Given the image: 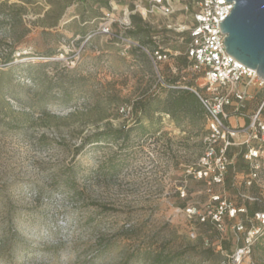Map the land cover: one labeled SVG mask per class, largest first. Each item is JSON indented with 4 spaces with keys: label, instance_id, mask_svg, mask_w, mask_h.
Listing matches in <instances>:
<instances>
[{
    "label": "rangeland",
    "instance_id": "1",
    "mask_svg": "<svg viewBox=\"0 0 264 264\" xmlns=\"http://www.w3.org/2000/svg\"><path fill=\"white\" fill-rule=\"evenodd\" d=\"M136 1L0 0V264H157L156 257H172L171 264H229L258 226L264 163L249 184L246 146L230 151L221 185L209 190L189 173L203 153L206 120L172 104L158 111L166 94L141 45L153 49L146 44L153 33L160 45L180 49L161 64V74L179 76L182 88L196 87L179 40L188 33L166 28L171 18L158 13L142 17ZM126 11L129 28L120 23ZM183 17L179 11L174 21ZM111 20V33L100 32ZM172 65L181 68L175 73ZM251 90L255 99L246 116L236 118L240 125L249 124L264 101V81ZM154 95L160 99L146 119L137 102ZM139 117L145 129L136 127L118 154L124 159L119 174L102 166L122 140L79 149L87 136L135 126ZM70 173L72 185L66 183ZM213 195L247 212L225 215L223 230L210 218L200 223L188 215L189 205L199 212L215 207ZM260 254L251 248L241 264H264Z\"/></svg>",
    "mask_w": 264,
    "mask_h": 264
},
{
    "label": "built area",
    "instance_id": "2",
    "mask_svg": "<svg viewBox=\"0 0 264 264\" xmlns=\"http://www.w3.org/2000/svg\"><path fill=\"white\" fill-rule=\"evenodd\" d=\"M181 1L138 0L135 2V11H139L144 18L149 13L171 18L166 28L186 32L190 37L184 52L189 60L185 70L193 74L197 84L196 87L184 88L192 90L200 99L206 112V134L203 138V153L189 173L195 179L204 180L209 190L211 186L223 184L232 163L230 151L236 145H243L247 148L245 158L251 163L248 183L252 184L258 178L264 163V101L253 110L252 121L249 124L244 121V124L240 125V120L234 124L232 119L246 116L244 112L248 102L255 99V92H252L251 86L261 85L264 80L258 76L255 69L246 66L226 50L224 43L226 34L222 31L220 22L232 13L234 1L185 0V3L179 6ZM179 11L184 17L182 20L177 18L174 21ZM112 21L103 23L100 32L110 34ZM120 23L129 28L131 12L126 11ZM179 40L184 42V37ZM142 47L151 56L159 82L165 87H180L165 83L160 66L182 54L181 50H173L160 44L151 50ZM171 68L175 73L180 70L173 65ZM240 136H243L244 140L240 141ZM180 193L182 197L186 196L185 187L180 188ZM212 198L217 203L215 207L199 212L196 206L189 205L186 212L190 217L197 216L200 223L210 218L220 230L224 229L225 215L235 217L238 212H247L246 207H233L226 200H222L220 195H213ZM254 219L258 221V226L252 225L245 244L229 255L234 264H241L249 256L254 236L260 231L264 233V211L256 212ZM244 227L242 222L236 224L238 230ZM221 264L228 263L223 261Z\"/></svg>",
    "mask_w": 264,
    "mask_h": 264
},
{
    "label": "trees",
    "instance_id": "3",
    "mask_svg": "<svg viewBox=\"0 0 264 264\" xmlns=\"http://www.w3.org/2000/svg\"><path fill=\"white\" fill-rule=\"evenodd\" d=\"M106 5L108 4L106 3ZM156 35L157 34L152 33L151 34L152 37L148 40V42H146V44L148 45L151 44L152 47L158 46L159 42L153 38ZM189 40H190V37L188 35L186 38H184V42L182 43L187 45ZM141 45L144 47H147L144 45V43H142ZM185 58H186V61H185V66H186L189 63V60L186 57V55H185ZM8 59L11 60V58H8ZM176 67H178L179 69L181 68L178 65ZM164 81L166 84H169L171 86H178V83L180 80H179V76H174V77H170L167 79L164 78ZM161 87H162V90L166 94L165 105H164L165 108L158 106L157 107L158 111L165 112L168 110L166 108L167 104H172L175 107V111H183L188 115H192V113L197 112L200 117H202L203 119H206V112L200 102V99L196 95V93L190 91L189 89H185L182 87L170 88V87H165L162 84H161ZM159 99H160V95H154L145 101L137 102V105H140L141 112L146 119L148 118L147 114L151 111L153 107V103L159 101ZM135 111H138V107H136V104H135ZM136 127L140 130H144L145 129V119L142 117H139L136 120V125L130 126L128 128L110 126V127H106L103 130L97 131L94 134L87 136L83 140V143L80 145L79 149H83L85 146L91 143L100 145V144L111 142V141L119 142L122 140L123 143H121L120 148L112 156H110L106 164L102 166V170L107 172V174H112V175L119 174V171L122 168L121 165L124 159L120 158L118 154L123 153V150H124L123 147L126 143L129 142L132 133L137 129ZM73 180H74L73 174L70 173L66 179V183L72 185ZM252 249L259 254L261 253L260 255H263L264 257V233L258 236L257 242H255ZM173 260L174 259L172 257L166 258L165 260L162 259L161 257L155 258V261H157V264H171Z\"/></svg>",
    "mask_w": 264,
    "mask_h": 264
},
{
    "label": "water",
    "instance_id": "4",
    "mask_svg": "<svg viewBox=\"0 0 264 264\" xmlns=\"http://www.w3.org/2000/svg\"><path fill=\"white\" fill-rule=\"evenodd\" d=\"M227 1H234V8L220 22L226 50L264 80V0Z\"/></svg>",
    "mask_w": 264,
    "mask_h": 264
},
{
    "label": "crops",
    "instance_id": "5",
    "mask_svg": "<svg viewBox=\"0 0 264 264\" xmlns=\"http://www.w3.org/2000/svg\"><path fill=\"white\" fill-rule=\"evenodd\" d=\"M182 19H183V18H182ZM182 19H180V20H182ZM233 121L238 122V120H237L236 118H233V119H232V122H233Z\"/></svg>",
    "mask_w": 264,
    "mask_h": 264
}]
</instances>
